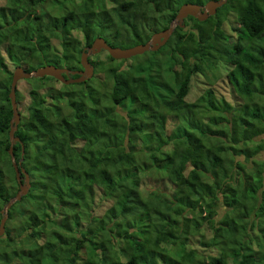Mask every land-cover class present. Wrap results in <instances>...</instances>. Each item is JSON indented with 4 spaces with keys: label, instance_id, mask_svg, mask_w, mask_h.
Wrapping results in <instances>:
<instances>
[{
    "label": "trees",
    "instance_id": "obj_1",
    "mask_svg": "<svg viewBox=\"0 0 264 264\" xmlns=\"http://www.w3.org/2000/svg\"><path fill=\"white\" fill-rule=\"evenodd\" d=\"M206 1L0 0V218L18 188L13 69L80 70L94 38L142 44L181 4ZM181 24L122 69L87 57L74 102L25 79L12 154L29 188L6 212L0 264H264V0H225ZM106 71L103 103L91 82L107 87ZM221 76L231 100L214 88Z\"/></svg>",
    "mask_w": 264,
    "mask_h": 264
},
{
    "label": "water",
    "instance_id": "obj_2",
    "mask_svg": "<svg viewBox=\"0 0 264 264\" xmlns=\"http://www.w3.org/2000/svg\"><path fill=\"white\" fill-rule=\"evenodd\" d=\"M224 2L225 0H208L203 5L183 3L178 7L173 20L166 29L151 34L146 42L142 44H136L128 48L110 46L104 41L103 38L96 37L91 41L90 45L84 48L80 53L79 63L81 66V70L72 71L63 67H56L53 65H44L28 72L23 71V69L19 66L14 68L11 74L8 92V99L11 107V118L9 120V128L7 132V154L9 155V160L18 188L14 196L7 201V203L1 210L2 217L0 218V236L4 231V223L7 218L6 212L8 208L14 202L18 201L21 196L25 195L29 188L28 175L23 169L19 168V162H15L12 154V146L16 142L20 144V148L22 150V145L19 142L18 138L13 135L19 122V114L15 102L16 83L19 80L43 76L51 77L64 85L84 82L91 77L93 71L92 66L87 60V57L89 55H94L100 50H103L111 59H127L132 56L142 54L145 51H155L166 42L175 26H182L181 22L186 16H191L199 22L204 21L209 16H212L216 8L220 7ZM69 75H76V77H70ZM20 154H22V152ZM20 173L22 174V177H20Z\"/></svg>",
    "mask_w": 264,
    "mask_h": 264
},
{
    "label": "rangeland",
    "instance_id": "obj_3",
    "mask_svg": "<svg viewBox=\"0 0 264 264\" xmlns=\"http://www.w3.org/2000/svg\"><path fill=\"white\" fill-rule=\"evenodd\" d=\"M146 52V51H145ZM143 54V53H142ZM142 54H139V55H135V56H132L130 58H127L124 62H116V61H112L111 63L113 65H118L117 67L122 69L125 66H130L132 64H134L135 62L134 61H137L139 60V58L141 57H146L148 54L146 53L145 55H142ZM94 56H96V58L99 60V61H102V63H107L108 60H107V53L103 50H100L98 53L94 54ZM88 57H91V55H89ZM124 60V59H123ZM33 65L36 67L35 63H33ZM132 67V66H131ZM36 69V68H34ZM220 69V68H219ZM14 70V69H13ZM33 70V69H32ZM99 78L101 79V81H103L107 87H103L101 90L98 88V85L99 83L96 81V80H92L91 84L92 85H95L94 87H96L97 85V89L99 91H102V94H101V98L103 99V103H105L107 101V98L109 97V84H110V75L109 73L106 71V72H103V73H99L98 74ZM209 77V76H208ZM38 80L37 81H40L41 83H44L46 85L45 89L47 90H50L52 92V95L55 96H59V94H63L64 91H68L69 92V99L72 100L73 102L76 101V96H74V93L80 91L82 88V84L83 82H79V83H70V84H62L60 83L59 81L55 80V79H51L49 78L48 76H43V77H37ZM31 81H28V80H19L17 83H16V89L19 93V104H18V110H22L24 109V106H26L27 103H29V97H28V91L30 90V86H31V83H29ZM214 88L218 91V93L222 96H224L225 98L231 100V97L229 95V87L224 84V79H223V76H221V78L219 79V81H217L215 84H214ZM196 90V89H195ZM196 91H194V94H195ZM76 95V94H75ZM52 99V100H51ZM50 101L51 102H48L49 103V106H51L54 101V97H51ZM59 102V105H60V108L63 110L65 109L67 106H66V103L68 101H64V100H56ZM52 111V109H51ZM255 158L257 159H260V160H263L264 162V146L263 148L260 150V152L254 156ZM237 160L240 159V157L238 158H235ZM242 160V159H241Z\"/></svg>",
    "mask_w": 264,
    "mask_h": 264
},
{
    "label": "clouds",
    "instance_id": "obj_4",
    "mask_svg": "<svg viewBox=\"0 0 264 264\" xmlns=\"http://www.w3.org/2000/svg\"><path fill=\"white\" fill-rule=\"evenodd\" d=\"M91 56H92V55H91ZM89 64H90V63H89ZM80 70H81V69H80ZM69 76H70V77H71V76H75V77H76V75H69ZM87 80H88V79H87ZM17 110H18V109H17Z\"/></svg>",
    "mask_w": 264,
    "mask_h": 264
},
{
    "label": "flooded vegetation",
    "instance_id": "obj_5",
    "mask_svg": "<svg viewBox=\"0 0 264 264\" xmlns=\"http://www.w3.org/2000/svg\"><path fill=\"white\" fill-rule=\"evenodd\" d=\"M76 71V70H75ZM71 77H73V76H71Z\"/></svg>",
    "mask_w": 264,
    "mask_h": 264
}]
</instances>
